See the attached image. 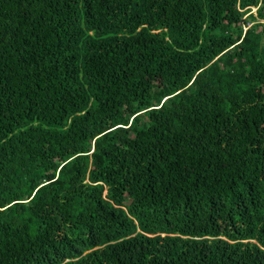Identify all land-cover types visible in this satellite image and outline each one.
<instances>
[{
	"label": "trees",
	"instance_id": "1",
	"mask_svg": "<svg viewBox=\"0 0 264 264\" xmlns=\"http://www.w3.org/2000/svg\"><path fill=\"white\" fill-rule=\"evenodd\" d=\"M0 264H264V0H0Z\"/></svg>",
	"mask_w": 264,
	"mask_h": 264
}]
</instances>
